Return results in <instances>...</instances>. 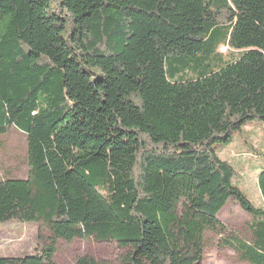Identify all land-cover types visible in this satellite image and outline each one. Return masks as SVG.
I'll return each mask as SVG.
<instances>
[{
	"label": "trees",
	"instance_id": "1",
	"mask_svg": "<svg viewBox=\"0 0 264 264\" xmlns=\"http://www.w3.org/2000/svg\"><path fill=\"white\" fill-rule=\"evenodd\" d=\"M253 121L264 0H0V138L24 134L29 164L0 178V224L52 236L0 264H55L59 240L83 238L116 243L121 264H200L230 201L253 240L224 245L264 264V207L216 153Z\"/></svg>",
	"mask_w": 264,
	"mask_h": 264
},
{
	"label": "rangeland",
	"instance_id": "2",
	"mask_svg": "<svg viewBox=\"0 0 264 264\" xmlns=\"http://www.w3.org/2000/svg\"><path fill=\"white\" fill-rule=\"evenodd\" d=\"M227 49H223L226 51ZM264 151V124L249 122L233 135L229 144L218 145L217 155L235 169L234 185L240 188L257 208L264 207L259 187V177L264 172V159L258 153ZM26 136L16 129L0 138V178L25 179L29 175ZM221 225L207 229L202 235L204 249L200 264H248L239 254L224 245L226 238L245 242L253 240L249 228L252 217L242 207L230 201L219 213ZM48 226L37 223L0 224V257H24L34 249L51 244ZM126 254L114 242H98L92 238L59 240L54 255L55 264H75L83 257H93L104 264H121Z\"/></svg>",
	"mask_w": 264,
	"mask_h": 264
}]
</instances>
